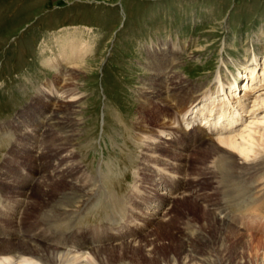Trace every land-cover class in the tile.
<instances>
[{
	"label": "rangeland",
	"instance_id": "rangeland-1",
	"mask_svg": "<svg viewBox=\"0 0 264 264\" xmlns=\"http://www.w3.org/2000/svg\"><path fill=\"white\" fill-rule=\"evenodd\" d=\"M70 37L90 46L82 57L85 61H81V72L69 83L76 96L60 98L63 106H72L75 133L72 145L60 153L65 155L70 151L74 155L72 160L81 169L77 184L93 182L99 192L98 202L89 203L90 192H79L61 210L52 207L56 211L48 212L50 215L57 212L59 216L67 214L69 217L65 226H60V222L53 223L54 226L60 230L62 227V230L74 229L86 237H104L108 244L115 245L111 255L113 264H118L116 261L121 256L127 264H147L145 258H153L154 254L143 245L142 238L157 239L158 255L172 260L174 254L180 253L176 241L180 237L197 242L192 229H198L203 240L209 243L201 245L196 257L191 254L185 258L180 254V263L191 264L197 262L198 257L206 264L214 260H225L226 264H264V169L255 172L241 169L243 159L237 151L229 155L214 143L198 145L197 142L198 149L183 146L176 150L173 146L172 150L168 145L170 141L164 143L165 136H162L157 151L146 150L134 141L137 132L132 129L150 74L147 51L152 46L170 43L177 44L175 66L171 68L172 74L169 73L176 82L174 86L191 96L207 93V97L217 99L212 105L206 96L200 99L198 108L202 111L198 112L202 115L197 114L193 126L186 127L182 123L187 135L191 136L198 125L205 127L207 120L203 118L211 114L210 119L219 123L215 125L217 129L210 126L206 130L210 139H216L217 133L222 132L221 135L230 133L241 142V134H236L243 130L241 133L246 134L254 127V120L264 115L259 108L254 116L246 117L260 106L254 102V96L264 93V86L257 82L256 86L263 91L251 93L247 107L235 111L234 115L227 105L220 107L225 117L239 118L235 127L220 130L223 118L219 119V112L215 113V106L219 104V108L222 104L217 74L221 75L227 92L230 82H235L233 91L238 97L245 83L247 69L244 66L254 64L251 62L254 54L259 63L258 74L261 72L264 0H0V129L7 130L5 134L0 133V215L9 211L11 223L24 220L25 227L34 232L39 231L42 218L37 217L41 197L40 189L35 188L37 176L34 179L37 181L31 183L32 199L23 217L24 208L21 203L16 208V204L22 198L24 184L32 178L36 159L38 166L43 160L42 168L52 163L51 157L59 151L53 145L54 136L60 135L46 122L44 128L37 130L36 115L40 106L35 101L43 96V85L55 76L56 70L46 64V58L57 54L61 40L64 42ZM194 89L198 92L191 94ZM262 96L264 101V94ZM252 103L256 108L247 113ZM168 107L171 106H163V109ZM189 110L194 114L195 109ZM62 114L64 116V112ZM164 117L161 112L158 117L154 114V119L145 124L146 131L154 133L150 129L158 128L159 123L166 121ZM169 123L176 126L172 120ZM259 126L263 132L264 124ZM23 134L27 135L26 141H39L42 145L24 147ZM176 136L180 139V134ZM25 150L29 154H25ZM196 152L200 155L194 154ZM227 158L239 164L240 169L224 178L220 176L222 169L218 170L217 166ZM183 160L186 166L181 164ZM164 179L170 183L166 187L153 184ZM178 183L184 184L181 194L173 192ZM193 186L201 193L199 199L191 198L185 191L195 189ZM66 187L67 180L60 179L52 183L50 191L55 196ZM238 187L244 189V199L239 197ZM109 195L125 208L122 216H116L117 221L111 214L116 210ZM86 203L87 206H80ZM155 203L159 204L158 208H154ZM216 203L224 212L214 210L213 217L219 223L210 225L206 207ZM225 214L227 221L238 228L236 232L229 233L225 229L226 225L222 224ZM57 226L53 228L60 233ZM114 237L116 240L112 239ZM118 242L129 246L120 250L114 244ZM138 244H141L140 251H132Z\"/></svg>",
	"mask_w": 264,
	"mask_h": 264
},
{
	"label": "bare ground",
	"instance_id": "bare-ground-1",
	"mask_svg": "<svg viewBox=\"0 0 264 264\" xmlns=\"http://www.w3.org/2000/svg\"><path fill=\"white\" fill-rule=\"evenodd\" d=\"M82 39H84L83 36H82ZM56 41H58V39H55V42ZM61 42H60V49L58 53L55 54L54 56L46 58V64L52 69L56 70L54 79L48 80L45 83V85H43L44 87V90H42L43 96H38L39 98H37V100L35 101L36 105L40 106L39 107L40 109L36 115L37 120H36L35 125L37 127V130L38 128L39 129L44 128L43 127L45 125L44 122H46V124L53 125L55 130L60 132L59 136L57 135L54 136V141H53L54 143L52 142L53 145L56 146V149H59V151L54 152L50 160L52 163L47 164L48 166L46 165V168L41 167V165L43 164V160L40 161V165L38 166L37 165L38 159H36L37 162H36V166L34 167V170L32 171V175H31L32 178L30 181H27L22 188L23 194L21 197L23 199L20 198L21 199L19 200L20 202L16 204V208L19 206L20 203H21V207L24 208V210L21 213L23 217L25 215V208L29 206V204L31 203V199H32L30 196V192L34 188L32 187L33 184L31 183H34V181H37V179L34 180L37 176L38 181H37V185L35 186V188L40 189V195H41L40 204H39L40 206L38 205L40 209L37 213L38 214L37 217L38 216H40V218L42 217L40 227H42L44 232H46L45 233L46 235L43 234L40 227H39V231H36V232H34L32 228L25 227L26 224L24 220H21L18 223H11L12 220L11 221L9 220L10 218L9 211H7L6 213H3L2 215H0V218H1L0 219V264H113L111 255L112 253H114L113 249L115 245L113 246V244L111 243L108 244L109 242H107V240L105 241L103 239L104 237H100V236L86 237L84 234H82V232L78 234L79 233L78 231L71 229V228H65L66 230H62L63 227L60 230V228L56 225L58 227V230H60L59 231L60 233H58V231H55V229L53 228V227H56L54 226L56 222H60V226H63V225L65 226L66 224L64 223H68L69 217L67 216V214L64 217L59 216L58 214H56L57 212L54 213L53 215H50L48 213V212L56 211L53 208L61 210L63 206L65 205L68 206L71 201V198H73L79 192H82V194L84 192L85 193L90 192L91 195L87 193L89 194V199H88L89 203L91 201L98 202L97 194L99 192V188H97L96 187L97 185L93 182L85 183V182L79 181L80 183L77 184L78 179H79V171L81 169L79 168V165L76 164L72 160L73 159L72 157L74 155L70 151L66 153L65 155H62L60 153L61 150L68 149V147L72 145L74 137H75V133H74V129L72 128V121H71L73 120L72 114H74V111L72 109V106H69V104L67 106L66 105L63 106L60 98H62L63 96L66 98L67 97L74 98L76 96L75 95L76 92L74 93L73 89L69 87V85H71L73 82V79H75V74L77 77L78 76L77 73L81 72V69H82L81 61L84 60L82 57H84L83 55L86 54L87 51H89V46H90L89 44L88 46H86V44L84 43L82 44V42L79 39L77 40L76 37L75 38L70 37L64 40V42L62 43ZM176 46L177 44L171 45L170 43L169 44L163 43L161 44V46H158V47L152 46L150 49H148L149 51H147L148 52L147 59L149 60L147 66L150 70V74L146 82L147 84L145 86V90L142 93L144 98L140 102L139 109L137 110V113H138L137 121L132 123V129L134 128V130L137 132V134L133 136L134 141L140 146H145L142 148H145L146 150L151 149L153 152L155 150L157 151V149L160 148V146L158 145L159 144L158 141L162 136H165L163 138L164 143L170 141L171 144H168V145L172 146V147L169 146L172 150H173V146H174V149L176 150L180 149L179 147H183V146L187 148L191 147L194 149H198V147H195V143L197 142H198V145H201L204 142H206L205 143L206 145L208 143H214V144H217L220 149L227 152V154L229 153V155L232 154L233 151H237V153H239V155H241L243 159V167L240 166L241 169L244 168L246 171L253 170V172L258 171L260 169H264V154H263V151H264V134L263 133L264 131L260 132V126H259V124L261 123L264 124V115H261L258 121L254 120V123H252L254 127L249 128L246 134L241 133V132H244V130L241 132L238 131L240 133L239 134L237 133L236 135L241 134V136L239 137H241V140L243 141V143H241L242 141L241 142L239 141L240 143L237 142V139L229 135L230 133L223 136L221 135L222 132H219L220 130H226L227 127H235L239 119V118H232L233 116L231 118L225 117L223 111L222 112L220 111V107H224V105H227L226 107H228L232 115H234L235 111L245 109V106L247 105L246 102L250 101L249 98H250L251 93L255 94V92L258 93L260 91H263L261 90L260 87L258 88L256 84L257 82H259L262 87L264 86V63H263L261 72L258 74L259 68L257 69L258 67L257 64L259 63H257V58L254 54L251 60V62H253L254 64H251L249 66H246V65L244 66V68L247 69L246 75H245V83L242 84L241 90L243 91V93L242 94L238 93V97L235 96V92L233 91L235 87V82H232V83L230 82L228 86L229 90L227 92V90L224 87V81L221 75L218 73L217 83L221 90L222 98H220V101L222 102V104L221 106H219V108H218L219 104L215 106L216 107L215 113L217 114L219 112L218 113L219 119L222 117L223 119L221 122H222V125L224 124L223 126L221 125V127L219 128L220 130H218L219 133L217 134L219 136L215 137L216 139L212 140L210 139V136L208 134L209 132L206 131L209 129L210 126L217 129L215 125L219 123V120L210 119V117H212L211 114L208 116L204 115L205 118H203V120H207L204 123L205 127L201 125L196 126L194 131L191 133L192 135L188 136L183 128V125L186 124V127H187L192 124L193 126L194 119L196 118L197 114L202 115V113L198 112V111H202L201 109L198 108V105L201 102V100L207 95V93H204L203 95L198 94L196 96L194 95L191 96L186 91L182 90L180 87L174 86L176 82L174 81V77L170 74H172L171 68L175 66L174 61L177 56ZM70 81H71V84H69ZM197 92H198V89H194L190 93L195 94ZM263 94H264L263 92L260 93L259 95L255 94L254 102L257 101L258 105L260 106L256 108L255 107L256 104H253V103L250 104L251 107L248 106L249 108L246 111L247 113L250 112L253 107L256 109L251 111L250 113L251 115L248 116L246 114L247 118H251V116H254L255 112L258 111L259 108L263 111V113L261 114H264V101H263V96H262ZM207 99L210 100L209 101L210 105L214 104L217 100V99H212L211 95L208 96ZM71 101L72 100H70L69 102ZM205 104L206 103H204V105ZM160 105H162V107ZM163 106L165 107L171 106V107L170 108L168 107V109L164 108L165 109L164 110ZM213 108L211 109V111L213 110ZM189 109L191 110L195 109L194 114L193 112L191 113ZM159 111L161 112L163 116H165L164 119H166V121H162L161 123H159L160 126L158 128L150 129V131L152 132L155 131L154 133H150L149 131L147 132L145 129L147 128V126H145V124H147L149 120L154 119V114H155V117H158V113H160ZM63 112H64V116L62 114ZM189 115H191L192 118L189 119ZM214 117H215V114H214ZM169 118L172 120V123L176 125L175 127H173L171 123H169V121H171ZM208 121L211 123H209ZM223 121H225V123ZM249 122H252V121H249ZM3 127H6V126H3ZM46 129L47 128H45V130ZM0 133L5 134L7 133V130H5V128H3V130L0 129ZM176 133L180 134V139H178V137L176 136ZM61 136H65V138ZM173 136H176V137H173ZM25 138L27 139V135H24L23 140H25ZM38 142L39 141L30 143V141L25 140L23 144H24V147L28 144L29 145L33 144L32 146L33 148H38L42 145L41 143L39 144ZM175 143L177 146L175 145ZM254 147H256L257 149H255ZM45 148H43L42 151H44ZM197 152L194 154L200 155V153H197ZM24 153L29 154L27 150H25ZM227 157H230V156H227ZM195 158L197 159V157ZM205 160L207 159H204V161ZM216 161H220V160H216ZM222 161L223 162L220 163V166L218 165L217 167H218V170L222 169L220 176H224V178L230 177L233 173L236 172V169H240L237 167V165L239 164H237L235 161H233L230 158L229 159L227 158L224 160L222 159ZM247 161H249L250 163H248ZM181 164L183 166H186L187 162L183 160ZM100 169L101 168H99V170ZM143 169H146V168H143ZM109 171H111L110 168H109ZM100 173H102V171H100ZM247 173H251V172H247ZM60 179L67 180V187L64 189L65 191H60L57 195L54 196L50 191V186L52 185L54 181L60 180ZM155 179L156 178H154L153 180ZM153 184L156 187L158 185L165 184L164 186L166 187L167 184L169 185L170 183L169 181L164 179L161 182L156 181V183H153ZM182 186L184 187V184H179V183L176 184L175 188L173 189L174 190L173 192L175 193L176 191H178V194L183 193L184 190H182ZM196 187H194L195 189H190V190L188 189L185 191H187V194L191 198L193 197V198L199 199V195L201 193L198 194V190H197L198 187L197 188ZM237 189H238L237 193H239V197L243 198L242 196L243 194L245 195V192H243L242 194V191H244V189H242V187H238ZM70 195H73V196H70ZM109 198L111 199L110 200L112 202L111 204H114L113 207L116 210L115 213L111 212V214L113 218L115 219V221H117L116 216H122L123 213L125 212V208L121 206L122 203L118 202L117 198L115 199V197L113 198V196L111 195H109ZM80 206L81 207L87 206V203L81 204ZM158 207H159V204L155 203L154 208H158ZM206 208H207V213H206L207 220L209 218V222L211 221L210 225L219 223L216 220V218L213 217L214 216L213 214H214V210H219L220 211L219 213L222 214L224 211H222L221 206L218 205L217 203L208 204ZM253 212L255 211L253 210ZM257 214H260V212H258ZM223 217H224V220L226 221V222L223 221L224 223H222L226 225L225 229H227L229 233L236 232L238 228L227 221L226 219L228 217L227 214H225ZM192 231L195 233V237L198 238L197 242L190 239L189 237H186V238L180 237V239L176 240L179 245L180 253L174 254V258H172V260H168L163 255L162 256L158 255L157 245L155 242L157 239H148V238L143 239L142 238L141 242L142 241L144 242L143 245L145 247H149L151 249V253L154 254L153 258H145V261L147 262V264H183L179 262L180 254H183L185 258L190 257L191 254L192 255L194 254L196 257V254L199 253L197 251L200 249L201 245H206V243L208 244L209 242L207 240H203V234L201 232L199 233L198 229H194V230L192 229ZM147 234L151 235V232H148ZM159 236H157V238ZM259 238L262 239L263 237L260 236ZM112 239H115V237ZM118 239L120 240L119 237H117V240ZM114 244L120 247V250L129 246L127 244L124 245L123 242L121 243L118 242ZM140 249H141V244H138V246L133 248L132 251L139 252ZM186 250L189 252L185 253ZM197 259H198L197 262H194L191 264H206L205 262H202L200 258L197 257ZM121 261L122 262L124 261V258L122 256L119 257V260L116 261V263L118 262V264H127L125 263V261L123 263ZM209 264H226V261L225 260L224 261L214 260V261H210Z\"/></svg>",
	"mask_w": 264,
	"mask_h": 264
}]
</instances>
